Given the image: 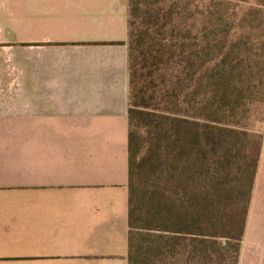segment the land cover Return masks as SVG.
<instances>
[{"label": "crops", "instance_id": "obj_1", "mask_svg": "<svg viewBox=\"0 0 264 264\" xmlns=\"http://www.w3.org/2000/svg\"><path fill=\"white\" fill-rule=\"evenodd\" d=\"M128 39V0H0V264H129Z\"/></svg>", "mask_w": 264, "mask_h": 264}, {"label": "trees", "instance_id": "obj_2", "mask_svg": "<svg viewBox=\"0 0 264 264\" xmlns=\"http://www.w3.org/2000/svg\"><path fill=\"white\" fill-rule=\"evenodd\" d=\"M128 31V262L238 264L264 139V0H128Z\"/></svg>", "mask_w": 264, "mask_h": 264}, {"label": "rangeland", "instance_id": "obj_3", "mask_svg": "<svg viewBox=\"0 0 264 264\" xmlns=\"http://www.w3.org/2000/svg\"><path fill=\"white\" fill-rule=\"evenodd\" d=\"M225 7L230 8L224 12L225 17L238 12V6L235 4ZM131 104H137V99H133ZM134 108L137 112V107ZM260 116L261 114L252 124L256 131L263 133L264 126L258 122ZM177 261V264H185V258L181 256ZM238 264H264V153L254 185L246 236L241 243Z\"/></svg>", "mask_w": 264, "mask_h": 264}]
</instances>
